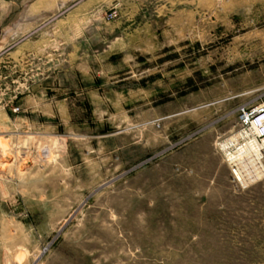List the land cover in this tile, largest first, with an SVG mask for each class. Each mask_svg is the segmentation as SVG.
Returning <instances> with one entry per match:
<instances>
[{
  "label": "rangeland",
  "instance_id": "374dc122",
  "mask_svg": "<svg viewBox=\"0 0 264 264\" xmlns=\"http://www.w3.org/2000/svg\"><path fill=\"white\" fill-rule=\"evenodd\" d=\"M0 29V264H264V175L222 150L264 105V0H0Z\"/></svg>",
  "mask_w": 264,
  "mask_h": 264
},
{
  "label": "built area",
  "instance_id": "2783aa9c",
  "mask_svg": "<svg viewBox=\"0 0 264 264\" xmlns=\"http://www.w3.org/2000/svg\"><path fill=\"white\" fill-rule=\"evenodd\" d=\"M240 119L244 125V131L248 130L253 139L257 142L264 143V105H259L253 109L242 108L240 111ZM249 155L251 157L256 156ZM247 161H244L243 164L228 162L232 170L233 180L241 187L248 186L264 175V154L259 161L253 160L252 168L249 170L246 169ZM243 169L246 170L243 172Z\"/></svg>",
  "mask_w": 264,
  "mask_h": 264
},
{
  "label": "crops",
  "instance_id": "0c3cea01",
  "mask_svg": "<svg viewBox=\"0 0 264 264\" xmlns=\"http://www.w3.org/2000/svg\"><path fill=\"white\" fill-rule=\"evenodd\" d=\"M140 44L142 43H110L109 45H107L110 48L115 49V52L112 51L111 54L123 53L120 55L116 54L117 55L116 59L111 58L110 55L105 56L106 59L104 58V63H106L107 65L106 69L108 70V74H111V77L117 78V81H120L125 78L131 77L132 74L136 73V67L139 63H141L139 61L138 55L126 54V51L127 49H135V45H140ZM150 44H152L154 48H156L157 46V43H150ZM94 61L95 63H98V59H94ZM62 91H64V89H62Z\"/></svg>",
  "mask_w": 264,
  "mask_h": 264
},
{
  "label": "bare ground",
  "instance_id": "6f19581e",
  "mask_svg": "<svg viewBox=\"0 0 264 264\" xmlns=\"http://www.w3.org/2000/svg\"><path fill=\"white\" fill-rule=\"evenodd\" d=\"M21 28V27H20ZM20 30V29H19ZM14 32V31H13ZM16 32L12 33L11 36L15 35ZM19 33V32H18ZM5 32L2 31L0 34V39L5 37ZM9 35L8 38L11 37ZM3 44L0 42V45ZM242 139L249 140L244 146L239 148L238 139H231L228 142H224L222 145V150L226 153L228 159L230 162H236L237 164H243L244 163V156L249 154L256 155L254 157L248 158V164L247 168L248 170L252 168L253 160L259 161L260 158L263 156V150H264V143L257 142L255 139L251 137L250 132H242L239 134ZM240 138V137H239ZM241 141V140H240ZM245 143V142H244ZM239 175V173H237Z\"/></svg>",
  "mask_w": 264,
  "mask_h": 264
},
{
  "label": "water",
  "instance_id": "95a60500",
  "mask_svg": "<svg viewBox=\"0 0 264 264\" xmlns=\"http://www.w3.org/2000/svg\"><path fill=\"white\" fill-rule=\"evenodd\" d=\"M0 34H1V29H0Z\"/></svg>",
  "mask_w": 264,
  "mask_h": 264
}]
</instances>
